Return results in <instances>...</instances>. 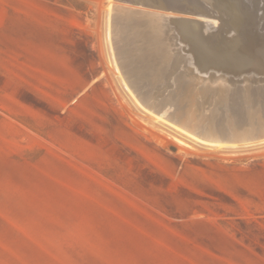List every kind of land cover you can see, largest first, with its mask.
Instances as JSON below:
<instances>
[{
  "label": "rangeland",
  "instance_id": "374dc122",
  "mask_svg": "<svg viewBox=\"0 0 264 264\" xmlns=\"http://www.w3.org/2000/svg\"><path fill=\"white\" fill-rule=\"evenodd\" d=\"M20 1L14 14L0 7V264H264V212L211 216L193 206L178 218L159 206L161 192L175 194L173 202L185 209L207 195L198 165L182 171L189 157L249 170L264 165V143L212 147L144 112L109 53L112 0ZM36 17L50 22L44 30L61 36L59 45L22 46L10 26L4 29L8 18ZM112 22L122 74L129 82L138 74L137 85L148 83L156 98L175 79L173 96L184 99L176 103L182 109L191 75L148 45L133 13L118 10ZM254 76L247 99L243 82L226 99L212 100L208 92L204 101L194 99L195 119L199 101L210 104L219 133L232 124H244L249 133L263 130L264 88L255 91L263 82ZM97 99H109L103 125L93 123L104 105ZM110 110L118 114L116 123Z\"/></svg>",
  "mask_w": 264,
  "mask_h": 264
},
{
  "label": "bare ground",
  "instance_id": "6f19581e",
  "mask_svg": "<svg viewBox=\"0 0 264 264\" xmlns=\"http://www.w3.org/2000/svg\"><path fill=\"white\" fill-rule=\"evenodd\" d=\"M200 1L201 0H157V1L156 0H112V4L109 6V9H107V38L108 40H109V35H110V43L108 42L110 52L109 51L108 52L112 54V57L114 58V60L116 61L119 67V70H120L119 72H121L122 78L127 84L126 87H128V89L130 90L131 99L136 104H138L143 109L144 112L146 111V113H149L151 117L155 116L158 120L168 123L172 127L176 128V130L179 129L180 131H183L184 133L190 135L191 137L201 142L202 144L209 145L212 147H218V148L239 147L240 148V147L247 146V145H253V144L259 145L260 143H264V137L259 138V139H253V140L234 139L235 136H239L241 134H247L250 132V130H247V127L244 124L243 125H233L232 124V125H229V127H227L223 133L217 132L216 130H214L216 127L213 126L211 123L212 116H211V113H209L211 110V108H209L210 104L207 106L203 105L201 102L204 100H199V99H204L203 93L207 94V92L211 94V98L210 97L209 98L212 100L213 99H226L227 97H229V93L232 91L231 89L233 87L239 86V85H236L239 82H243L241 86V88H243L242 94L245 97V99H247V97L249 96L247 92L251 93V91H248V90H250L252 87L249 81H252V79L255 78L253 72H249V73L244 72L242 74L235 73L237 74V75L234 74L235 76L231 74L226 75V76L218 75L217 77H215V75L213 77L211 76H206V77L196 76L195 77V76L185 75L188 80L185 83V91L181 93V96H184L185 98V103L183 104L182 109L178 107V104L176 103L178 101H183L184 99H174V96H173V91H174L173 88L176 87L175 79L171 80L172 85L170 87L167 86V84L163 85V92L161 94V97H158V94H157L158 98H156L155 95H153L151 92L147 90V89H150L148 83L145 84L143 82L144 83L143 84L142 82H140L142 84L137 85V82L135 81H137L139 78L138 74H137L138 78L136 76L134 77V75H130V82L128 81V76H125L124 74H122L124 70H122L123 66L121 67L118 61V52H117V47H116V44L118 43L119 35L118 37L117 35L114 36L115 25L112 24L114 13L116 11L119 10L125 15H126V12H128L131 15L132 9L134 8L150 9L158 13L163 12V13L171 14V15H185V16H190V17H196L202 20H210L212 21L214 25H219L221 22L219 18H221L222 15L219 16L216 14L217 16L212 17V16H207L205 14H202V15L193 14L192 9L199 7ZM203 1L206 2L207 0H203ZM208 1H211V0H208ZM223 3L224 5H226V7H228L227 17H224L225 20L222 22L224 26V30L228 34H230V32L232 33L234 32L237 34L239 33L238 35H240L241 37L244 34H247L250 40H248V43L246 41L243 42L241 47L239 46L240 47L239 50L242 49L243 52L246 51L249 53H253L254 55L253 57L257 58L258 62L263 63L260 65V68L264 67V61L262 62V59L264 60V0H223ZM237 8L239 9L237 10ZM123 17L125 16L123 15ZM226 18H227V21H226ZM114 23H115V20H114ZM261 40L263 41V43ZM256 41L260 45L259 47L260 50L255 47ZM135 49L138 50L139 48H135ZM155 49L159 53L164 50L165 59L171 60L172 61L171 63L173 65L177 63L176 58L173 57L172 52H170V50H166V48L164 49L162 46L158 44L154 45L153 50ZM140 51L141 50H139V52ZM138 54L144 57L143 54L141 53H138ZM142 60L143 58L141 59V61ZM178 65L179 67H181V64L179 62H178ZM159 67H162V66L160 65ZM170 70L171 69H169V71ZM126 71L127 69L125 70V72ZM183 71L184 70H182V72ZM259 77L261 78L259 81L260 82L262 81L263 83L262 85H258V83H256L257 85H256L255 91H257V89H259L260 87L264 88V74L259 75L258 78ZM157 87H155L156 91H157ZM177 87H179V85H177ZM82 93L83 91L79 94V96H77V98L80 97ZM77 98H75L74 100H77ZM194 99H198L199 101H201V102L198 101L197 103L199 104L198 105L199 108L197 109V111H199L198 114L200 115V117L197 120L192 114V107L195 106L194 101H196ZM261 131L264 132V129ZM261 131H258V132H261ZM170 135L177 142L189 145L188 142L186 143L180 137H177L172 134ZM233 154L235 155L236 153H233Z\"/></svg>",
  "mask_w": 264,
  "mask_h": 264
},
{
  "label": "water",
  "instance_id": "95a60500",
  "mask_svg": "<svg viewBox=\"0 0 264 264\" xmlns=\"http://www.w3.org/2000/svg\"><path fill=\"white\" fill-rule=\"evenodd\" d=\"M192 12L195 15L223 17L219 18L221 21L219 25H214L210 20L196 17L158 13L150 9H132V13L143 26V31L149 40L148 45L154 48V45L158 44L170 50L177 60L174 66L179 67L178 62L181 64L179 71H187L195 77L214 75L217 77L244 72H253L254 75L264 74V67L260 68L263 63L258 62V59L253 57V53L239 50L243 42L248 43L250 40L247 34L241 37L239 33L228 34L224 30L222 22L225 20L224 17H227L228 7L224 5L223 0L206 2L201 0L200 6L192 9ZM255 47L257 49L260 47L257 41ZM262 137L264 132L261 131L241 134L234 139L253 140Z\"/></svg>",
  "mask_w": 264,
  "mask_h": 264
},
{
  "label": "trees",
  "instance_id": "16d2710c",
  "mask_svg": "<svg viewBox=\"0 0 264 264\" xmlns=\"http://www.w3.org/2000/svg\"><path fill=\"white\" fill-rule=\"evenodd\" d=\"M20 2V0H0V7L6 6L9 8V13L14 14L17 13L15 8H19ZM55 8L67 12L65 9L58 8L57 6ZM48 23L50 22L42 17H36L35 20L27 19L26 22L8 18L7 23L4 25V29L10 26L12 30L8 31H10L17 40L22 42V46L35 47L37 50H42L47 49L48 45L50 46L51 44L53 45L52 48H54L56 45H59V40L61 39V36L44 30V26ZM51 24L54 23L52 22ZM75 40L79 42L81 39L76 38ZM36 55L37 54H34V58ZM35 60L37 59L35 58ZM98 86L97 83L94 84L93 87ZM99 102H103L104 105L99 112L95 111L97 115L94 117L93 123L103 125L107 123L103 114L106 113L105 104L109 102V99H97V103ZM70 111L71 110H68L67 113H70ZM109 114L112 116V121L116 123L118 114L114 110H110ZM77 121L93 128V123L90 124L84 119H78ZM122 127L126 129L124 125H122ZM192 164L198 165L200 169V171L195 170L197 176L199 177L200 175L203 179V183H200L199 187L202 191L205 190L207 195L204 197L197 196L196 199L192 201V205H189L188 208L185 209L173 202L175 194L161 192L159 195L162 200H160L159 206L165 214L173 217L185 218L193 206L199 207L211 216L220 214L223 217H239L250 213L264 212V165L261 162H257L255 165L251 166L249 170H235L233 164H225L222 168H214L201 158L189 157L183 163L182 171ZM148 189H151V186L148 187ZM182 189H185L184 185H180L178 190L181 191ZM197 199L206 200L209 207L197 203ZM238 221L242 224L245 223V220L238 219ZM220 222L225 223L226 221L220 220Z\"/></svg>",
  "mask_w": 264,
  "mask_h": 264
}]
</instances>
